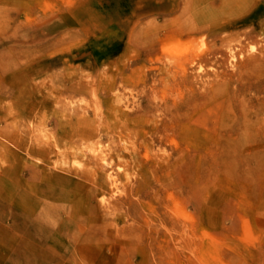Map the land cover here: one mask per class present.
Returning a JSON list of instances; mask_svg holds the SVG:
<instances>
[{
    "label": "rangeland",
    "instance_id": "rangeland-1",
    "mask_svg": "<svg viewBox=\"0 0 264 264\" xmlns=\"http://www.w3.org/2000/svg\"><path fill=\"white\" fill-rule=\"evenodd\" d=\"M0 264H264V0H0Z\"/></svg>",
    "mask_w": 264,
    "mask_h": 264
},
{
    "label": "bare ground",
    "instance_id": "bare-ground-1",
    "mask_svg": "<svg viewBox=\"0 0 264 264\" xmlns=\"http://www.w3.org/2000/svg\"><path fill=\"white\" fill-rule=\"evenodd\" d=\"M93 150L100 151L101 153H107L110 151H116V148H115V144H113L112 138L107 137L106 141H103L102 139H100L98 141V147L93 148Z\"/></svg>",
    "mask_w": 264,
    "mask_h": 264
}]
</instances>
